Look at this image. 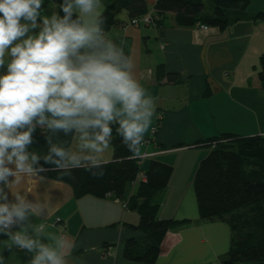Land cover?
<instances>
[{"label":"crops","instance_id":"crops-1","mask_svg":"<svg viewBox=\"0 0 264 264\" xmlns=\"http://www.w3.org/2000/svg\"><path fill=\"white\" fill-rule=\"evenodd\" d=\"M113 1L102 0L101 11ZM156 1L146 0L145 15H157ZM205 1L209 9L204 2L203 16H210L214 1ZM41 11L48 16L58 12V2L47 14L48 0L43 1ZM260 13L264 14V0H251L247 10L234 14L240 19L225 30L199 23L178 27L174 13L158 15L157 23L137 26L130 24L126 11L118 15L120 25L106 35L134 56L136 76L155 98L156 112L144 138L149 143L141 146L142 172L126 187L123 198L86 195L77 199L69 184L43 173L37 184L28 185L54 207L46 220L36 218L35 222H46L50 232L63 233L73 242L69 264H147L125 259L124 250L127 239L143 236L134 229L140 214L127 204L152 160L174 168L168 186L155 197L160 204L158 218L181 222L166 234L161 254L152 264H228L232 227L223 219H200L194 180L211 151L203 141L226 133L264 136V88L251 85L264 54V20L253 19ZM161 64L178 74L180 81H158ZM113 141L114 136L112 148ZM111 154L112 149L106 156ZM57 219L61 221L56 223ZM9 243L0 234L3 264H28L31 254L9 249Z\"/></svg>","mask_w":264,"mask_h":264},{"label":"clouds","instance_id":"clouds-1","mask_svg":"<svg viewBox=\"0 0 264 264\" xmlns=\"http://www.w3.org/2000/svg\"><path fill=\"white\" fill-rule=\"evenodd\" d=\"M101 3L62 0L63 15L48 16L43 0H0V234L9 249L31 254L28 264H69L73 247L65 234L35 222L54 212L28 187L46 171L40 161L65 174L85 167L103 175L113 162L112 125L128 158L139 159L156 112L134 56L107 37ZM37 127L47 133L43 156L29 151ZM60 132L72 134L69 146L54 140Z\"/></svg>","mask_w":264,"mask_h":264},{"label":"trees","instance_id":"trees-1","mask_svg":"<svg viewBox=\"0 0 264 264\" xmlns=\"http://www.w3.org/2000/svg\"><path fill=\"white\" fill-rule=\"evenodd\" d=\"M214 11L203 16V0H157V15L175 14L178 27H194L197 23L225 30L240 19L234 15L244 12L251 0H213ZM58 1V13L63 15ZM126 11L129 22L146 14V0H114L104 11V29L107 34L120 25L118 15ZM234 12V13H232ZM254 21L263 19L264 14L255 16ZM158 20L156 21V23ZM126 53L129 51L123 48ZM261 70L251 78L254 88H264V54L260 57ZM157 79L169 83L180 81L178 74L166 71L164 65L157 67ZM113 128V162L103 166V175H94L97 169L73 168L65 174L54 165L40 163L46 171L44 175L69 184L77 199L86 195L104 198L108 195L122 197L126 187L134 182L140 173V159H129L131 155L122 137ZM47 133L39 127L33 134L30 152L41 156L47 153ZM54 140L69 146L72 134L60 132ZM204 145L211 147L197 170L194 186L199 206L200 219H223L230 223L234 236L227 256L228 264H264V136L241 137L222 134L209 138ZM174 172L172 165L152 160L144 171L136 193L130 198L128 207L137 210L140 221L134 229L142 232V238H129L125 244L124 257L139 263H154L161 254L162 243L171 228L180 224L173 219H160V204L156 195L163 191Z\"/></svg>","mask_w":264,"mask_h":264},{"label":"built area","instance_id":"built-area-1","mask_svg":"<svg viewBox=\"0 0 264 264\" xmlns=\"http://www.w3.org/2000/svg\"><path fill=\"white\" fill-rule=\"evenodd\" d=\"M158 18H159L158 15H149V14H147V15H143V16H141L139 18L132 19L130 21V24L131 25H136V26L137 25H140V24H143V25H151V24H154L158 20ZM201 26L202 27H207V26H203V25H201ZM156 130H157V128H155L153 130V133H155ZM148 143H149V140H144V142H143V144H148ZM142 157H143V155H142ZM139 159L141 160L142 158H139ZM142 180H145L144 174L142 175ZM60 221H61L60 219H57L56 220V223L57 222H60Z\"/></svg>","mask_w":264,"mask_h":264},{"label":"rangeland","instance_id":"rangeland-1","mask_svg":"<svg viewBox=\"0 0 264 264\" xmlns=\"http://www.w3.org/2000/svg\"><path fill=\"white\" fill-rule=\"evenodd\" d=\"M43 1H45V0H43ZM47 1V0H46ZM59 0H48V12H47V14H50L52 11H51V9H52V7H53V5L56 3V2H58ZM55 2V3H54ZM203 2H205V5H206V8H207V10L209 9V4H207V2L204 0Z\"/></svg>","mask_w":264,"mask_h":264}]
</instances>
